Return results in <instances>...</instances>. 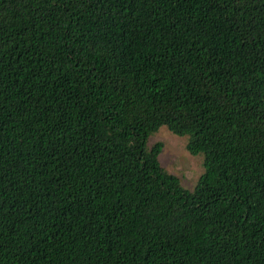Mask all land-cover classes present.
Returning <instances> with one entry per match:
<instances>
[{"label": "trees", "instance_id": "1", "mask_svg": "<svg viewBox=\"0 0 264 264\" xmlns=\"http://www.w3.org/2000/svg\"><path fill=\"white\" fill-rule=\"evenodd\" d=\"M0 264H264V0H0Z\"/></svg>", "mask_w": 264, "mask_h": 264}, {"label": "rangeland", "instance_id": "2", "mask_svg": "<svg viewBox=\"0 0 264 264\" xmlns=\"http://www.w3.org/2000/svg\"><path fill=\"white\" fill-rule=\"evenodd\" d=\"M188 136H177L168 128L161 127L151 135L148 145L162 143L163 149L159 156L162 167L170 174L177 176L187 191H193L205 172L204 155H192L187 148Z\"/></svg>", "mask_w": 264, "mask_h": 264}]
</instances>
